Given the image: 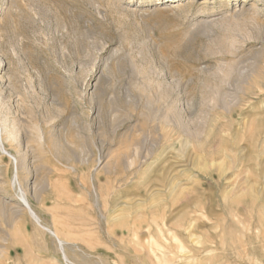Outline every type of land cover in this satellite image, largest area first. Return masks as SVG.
<instances>
[{
    "label": "rangeland",
    "instance_id": "rangeland-1",
    "mask_svg": "<svg viewBox=\"0 0 264 264\" xmlns=\"http://www.w3.org/2000/svg\"><path fill=\"white\" fill-rule=\"evenodd\" d=\"M0 124V264H264V0H0Z\"/></svg>",
    "mask_w": 264,
    "mask_h": 264
},
{
    "label": "bare ground",
    "instance_id": "bare-ground-1",
    "mask_svg": "<svg viewBox=\"0 0 264 264\" xmlns=\"http://www.w3.org/2000/svg\"><path fill=\"white\" fill-rule=\"evenodd\" d=\"M140 3H142V2H140ZM144 5H146V4H144ZM143 5V6H144ZM172 6V5H171ZM140 7H141V5H140ZM3 130L4 131H6V126H5V124H0V135H1V139H0V152L2 153V154H5V155H7V156H9L10 157V159H12L13 160V162H14V165H15V175H14V184H17L18 183V160H17V158L13 155V154H11L9 151H7V149L5 148V143H4V140H3V138H2V135H3ZM7 132V131H6ZM7 135H8V137H12V138H15V134L14 133H9V132H7L6 133ZM139 149V148H138ZM20 201H21V203L23 204V206H24V208L28 211V213L30 214V216L34 219V221L39 225V226H41L46 232H48L51 236H53L55 239H56V241L58 242V244H59V246H60V251H62L61 253L63 254L62 256H64V258H66V254H65V251H64V247H65V244H66V242L63 240V239H61L60 237H59V235H58V233L56 232V231H54V230H52V229H50V228H48V227H46V226H44L43 224H42V222H41V219L39 218V216L37 215V213L33 210V208L31 207V205H30V203H29V201L27 200V198H26V195H24V193H22L21 194V196H20ZM138 219V218H137ZM144 220V219H143ZM153 220V219H152ZM193 220V219H192ZM138 221V220H137ZM154 221V220H153ZM159 221V220H158ZM161 221V220H160ZM134 222V221H133ZM135 223V222H134ZM141 224V223H140ZM162 224H164V222H162ZM128 225V224H127ZM172 226H174V225H172ZM155 227H156V225H155ZM126 227H124V229H125ZM149 228V227H148ZM147 228V229H148ZM146 229V230H147ZM138 230V229H137ZM155 230H156V228H155ZM154 230V231H155ZM159 230V229H158ZM161 230V229H160ZM149 231V230H148ZM162 231V230H161ZM166 231V230H165ZM122 232V231H121ZM169 232V231H168ZM156 233V232H155ZM155 233H153V235L155 234ZM165 233V232H164ZM181 233V232H180ZM151 234V233H150ZM159 234H160V236H162L161 235V233L159 232ZM158 233H156V235L158 236L159 235ZM174 234V233H173ZM173 234H171L170 236H172ZM166 235H168L167 233H166ZM165 235V236H166ZM189 235V234H188ZM147 236H149V234L147 235ZM147 236H145V237H147ZM156 236V237H157ZM175 236V235H174ZM173 236V237H174ZM183 236V235H182ZM181 236V237H182ZM194 236V235H193ZM155 237V236H154ZM155 237V238H156ZM180 237V238H181ZM188 237V236H187ZM133 238V237H132ZM141 238H143V236L141 237ZM162 238V237H161ZM167 238H168V236H167ZM172 238V237H171ZM186 238V237H185ZM189 238V237H188ZM192 238V237H191ZM221 238V237H220ZM139 239H140V237H139ZM150 239V241H152L151 240V238H149ZM152 239H153V237H152ZM159 239V238H158ZM168 239H170V238H168ZM175 239V238H174ZM174 239H173V242H176L177 240H175L174 241ZM206 239V238H205ZM135 240V239H134ZM141 240V239H140ZM140 240H138L139 242H140ZM160 240V239H159ZM161 240H163V241H165L164 240V238L163 239H161ZM138 241H137V243H138ZM145 241H146V238H145ZM169 241H172V239L171 240H169ZM190 241H192V240H189V242ZM199 241V240H198ZM222 241V240H221ZM136 242V241H135ZM142 242H143V240H142ZM155 243V242H154ZM163 243V242H162ZM166 243V242H165ZM169 243V242H168ZM177 243H179V242H177ZM176 243V244H177ZM194 243H196V242H194ZM141 244V243H140ZM144 244V243H143ZM149 244H150V242H149ZM148 244V245H149ZM152 244V243H151ZM156 244H158L157 242H156ZM147 245V244H146ZM147 245V247L146 248H149V246ZM155 245V244H154ZM154 245H153V247H154ZM163 245V244H162ZM166 245H167V243H166ZM178 245V244H177ZM179 245H181V243L179 244ZM226 245V244H225ZM231 245H233V244H231ZM143 246H145V245H143ZM158 246V245H157ZM168 246V245H167ZM171 246H173V245H171ZM175 246V245H174ZM196 246V245H195ZM208 246V245H207ZM222 246V245H221ZM142 247V246H141ZM179 247V246H178ZM181 247L183 248V246L181 245ZM140 248V247H139ZM152 248V247H151ZM155 248H156V246H155ZM170 247H168V249H169ZM182 248H181V250H182ZM185 248V247H184ZM197 248V247H196ZM172 249H173V247H172ZM147 250H149L150 251V249H147ZM156 250V249H155ZM174 250L176 251V249L174 248ZM179 250V249H178ZM184 250H186V249H184ZM195 250V249H194ZM157 251H159V252H161L162 253V255L163 254H165L163 251H164V248H163V246H159V247H157V250H156V252H154V250H152V252H153V254H151V256L152 255H154V260L156 259L157 260V262H158V257H157ZM165 251H167L166 249H165ZM169 251V250H168ZM167 251V252H168ZM183 251V250H182ZM137 252V251H136ZM134 253V254H136V256L138 255L139 256V252H137V253ZM170 252V251H169ZM172 252V251H171ZM179 252V251H178ZM181 252V251H180ZM179 252V253H180ZM186 252V251H185ZM189 252H191V251H189ZM216 252V251H215ZM143 253V252H142ZM146 253V252H145ZM150 253H151V251H150ZM173 253V252H172ZM187 253V252H186ZM199 254L201 253V252H198ZM208 253V252H207ZM207 253H206V256H207ZM211 253V252H210ZM209 253V254H210ZM147 254V253H146ZM169 254V253H168ZM170 255V254H169ZM174 255H178L176 252H175V254ZM189 255V254H188ZM204 255V254H203ZM214 255V254H213ZM212 254L209 256V257H211L212 258V256H213ZM140 256H141V254H140ZM160 257H162L163 258V256H165V255H163V256H161V255H159ZM185 256V255H184ZM205 256V255H204ZM147 257V256H146ZM173 257H175V256H173ZM181 257V256H180ZM188 257V256H187ZM190 257H193V256H190ZM200 257V256H199ZM214 257V256H213ZM140 258V257H139ZM142 258V257H141ZM172 258V257H171ZM177 258H179V255H178V257ZM208 258V257H207ZM189 259V258H188ZM193 259H194V257H193ZM192 259V260H193ZM199 259V258H198ZM66 260V259H65ZM141 260V259H140ZM165 260H166V258H165ZM171 259H169V260H166V261H170ZM195 260V259H194ZM208 260V259H207ZM67 261V260H66ZM142 261V260H141ZM149 261V260H148ZM172 262H173V260H171ZM170 261V262H171ZM175 261H176V258H175ZM180 261V260H179ZM191 260H189V262H190ZM150 262V261H149ZM156 262V261H155ZM169 262V263H170ZM171 262V263H172ZM186 262H188V261H186ZM168 263V264H169ZM177 263V262H176ZM180 263V262H179ZM201 263V262H200ZM144 264V263H143ZM158 264V263H157ZM188 264H190V263H188ZM198 264H199V262H198Z\"/></svg>",
    "mask_w": 264,
    "mask_h": 264
}]
</instances>
